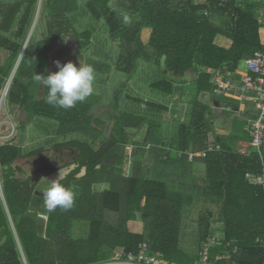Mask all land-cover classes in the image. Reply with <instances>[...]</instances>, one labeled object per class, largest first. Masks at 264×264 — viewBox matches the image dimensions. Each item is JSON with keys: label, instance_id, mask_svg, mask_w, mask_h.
Returning <instances> with one entry per match:
<instances>
[{"label": "trees", "instance_id": "trees-1", "mask_svg": "<svg viewBox=\"0 0 264 264\" xmlns=\"http://www.w3.org/2000/svg\"><path fill=\"white\" fill-rule=\"evenodd\" d=\"M40 1L38 7L39 0H0V49L6 52L0 63V98L11 77L4 102L25 112L22 125L42 116L57 120L60 134L79 133L85 141L53 145L73 149L76 157L74 167L59 180L74 191V204L52 212L43 207L42 194L35 193L36 182L15 175L18 159L45 149L24 154L21 144L13 140L0 144V264H99L116 254L137 253L143 242L149 254L158 252L170 263L193 264L196 259L185 256L178 245L181 213L191 197L162 180L145 177L140 149L129 160L132 172L123 171L127 164L124 149L135 142L130 137L136 130L147 123L150 144L162 140L156 130L160 123L121 111L120 99L144 101L127 93L121 97V88L116 91L114 124L107 138L94 125L100 121L90 114L94 100L87 98L66 110L45 102L47 89L37 84L34 75L58 71L56 61H71L79 67L77 60L83 58L92 35L77 32L68 17L77 10V0ZM110 2L88 0L86 7L93 18L106 21L111 40L119 45L115 68L131 76L138 60L153 62L159 78L151 88L173 95V106L178 101L187 106L188 121L179 126L178 142L158 147L156 153L168 163L182 158L203 165L204 195L222 201L220 230L211 226L212 213L198 217L200 242L218 232L213 236L220 242L210 247V260L214 264H264V188L247 180V174H260L262 166L246 135L248 119L242 123L233 119L228 133L217 132L213 124L215 108L234 114L241 102L233 88L228 93L215 92L218 80L227 77L240 86V62L255 51H264L262 4L251 0H118L119 9L140 17L136 24L125 26ZM43 21L47 35L38 39L35 33ZM146 30L144 42L140 35ZM219 37L230 44L218 42ZM71 42L77 46L73 53ZM104 67L110 72L109 66L94 62L93 68L103 71ZM210 94L215 101L204 102L202 96ZM146 103L167 112L165 105ZM244 141L248 144L240 146ZM170 148L180 158L170 157ZM98 184L108 187L93 190ZM80 221L89 225L85 238L73 237L75 223Z\"/></svg>", "mask_w": 264, "mask_h": 264}, {"label": "rangeland", "instance_id": "rangeland-1", "mask_svg": "<svg viewBox=\"0 0 264 264\" xmlns=\"http://www.w3.org/2000/svg\"><path fill=\"white\" fill-rule=\"evenodd\" d=\"M251 1L256 5L262 4L261 8L264 9V0ZM77 2V10L70 13L68 17L77 32L90 31L92 35L89 47L83 52V58L77 60L79 65L87 59L92 62V66L95 62L101 66L107 65L111 68L110 72H105V67L103 71L94 68V91L92 95L88 97L89 102L94 100L90 114L100 121V123H94V125L99 129H103V136L105 138L110 135L114 124L113 95L116 91H119L120 88L121 97L127 93L144 101L134 102L132 100L127 101L120 99L122 104L121 111L140 115L144 117L147 122H154L155 120L160 123V128L156 130L161 133L162 140L157 143L153 142L155 144H152L154 147L151 148V141L146 139L148 124L146 123L141 129L136 130L130 137V139L135 142L129 143L124 149L127 157V164H124L123 171L126 174L130 171L132 172V167L129 166V160H131L134 155L136 148L138 150L140 149V161L144 164L143 173L145 177L162 180L172 190L180 192L187 197H191V201L184 204L181 213L182 218L178 245L185 256L197 259L202 244V242L199 241L198 235V217L207 212L212 213L211 226L214 229L220 230L222 228V223L218 220V216L222 214L223 203L219 199L204 195L203 186H205V170L203 165L198 162H194L193 164L184 162L182 158L179 160L175 159V161L168 163L156 153V148L164 146L167 148L178 142L179 126L181 123H186L188 121L187 106L185 107V105H182L180 103L181 101H178L179 105L173 106L176 100L173 95H167L151 88L150 84L156 81V78H159L158 69L153 62L151 63L142 59L138 60L135 72L131 76L123 71L117 70L115 64L119 55V45L117 42L111 40L106 21L103 19L96 20L92 17L86 7L88 0H77ZM117 2L118 0H111V8L123 16V24L125 26L134 25L140 19L139 15L119 9ZM32 26H34V22ZM147 30L146 34H144V31L140 35L144 42L147 41L148 38ZM46 35L45 22L43 21L42 24L38 26L35 37L42 39L46 37ZM69 45L72 48V53L75 52L77 48L76 44L71 42ZM5 54L6 52L4 53L0 49V63L3 61ZM239 69L241 72H245L248 69L245 60L240 62ZM4 90L5 89H2V94H4ZM202 97L204 102L209 100L215 101V96L212 94H210L209 97L207 95H203ZM4 98L5 96L2 98L1 95L0 144L5 141L13 140L14 143L21 144L24 154L40 148L45 149L44 152L36 156L18 159L16 165H18L19 168L15 173L20 179L30 178L34 180L36 182L35 193L37 195L42 194L37 190L38 187H46V181L62 179L74 167L76 151L71 148H56L53 147V145L69 140L85 141V137L81 136L79 133L60 134V123L57 120L42 116L32 117L27 123L25 122L24 125H22L21 122L25 119V112L20 108L13 109L8 106L4 102ZM146 102H153L156 103V105H165L167 106V112L150 108ZM211 103L214 104V102ZM243 103H245L243 111H239L238 105L237 110L234 111L235 115L221 112V110L217 108L214 109L213 124L217 132L231 131L233 119L239 123H242V119H248L247 123H249V119L256 117V104L254 102ZM230 108L235 109V106L232 105ZM246 132L247 135L248 130ZM248 136L249 134L247 137ZM102 139L101 137L100 140L97 141L98 145L102 142ZM246 144H248L247 141H244L240 143V146H246ZM173 151V148H170L169 156L175 157L176 155L180 158V154H176V151L174 154ZM193 165L196 167V170H194ZM59 172L62 173L61 176H59ZM107 187V184H98L94 186L93 190L101 191ZM39 217L43 219L46 218L41 214ZM88 228V223L81 221L76 222L72 231L73 237L85 238L88 235ZM215 234H218V232L213 235ZM121 262L122 261H116L115 263L121 264Z\"/></svg>", "mask_w": 264, "mask_h": 264}, {"label": "built area", "instance_id": "built-area-1", "mask_svg": "<svg viewBox=\"0 0 264 264\" xmlns=\"http://www.w3.org/2000/svg\"><path fill=\"white\" fill-rule=\"evenodd\" d=\"M260 22H264V17ZM245 63L248 66L245 72L239 73V71H236L241 76L239 80L241 81L240 86H236L233 83L234 80L223 77L218 80L215 92L224 91L228 93L233 88V94L241 101L239 103V111L244 109L245 103L243 102H254L256 104L257 115L255 118L249 119L247 130L250 137V146L257 152L261 161L262 172L260 174H247V180L251 184L260 185L264 188V51H255L245 59ZM4 89V94L1 93L2 98L7 91V88ZM257 241L261 242L262 240L258 238ZM219 242L218 240L216 241L213 235H208L201 245L199 259H196L193 264H214L210 260L209 251L213 244H219ZM148 251V244L143 242L137 253L128 252L125 256L116 254L110 261L99 264H117L115 263L116 261H122L121 264H175L161 258L158 252L149 254ZM225 255L227 256V254Z\"/></svg>", "mask_w": 264, "mask_h": 264}, {"label": "clouds", "instance_id": "clouds-1", "mask_svg": "<svg viewBox=\"0 0 264 264\" xmlns=\"http://www.w3.org/2000/svg\"><path fill=\"white\" fill-rule=\"evenodd\" d=\"M58 71L49 72L48 75L35 74L34 80L47 89L44 100L47 104L70 109L77 103L84 102L92 95L95 81V70L85 61L78 67L73 62L61 64L55 62ZM62 173L59 172V176ZM46 187H38L42 193L43 207L48 211H55L58 207L64 210L70 209L74 204L75 193L71 187L65 186L59 180L46 181Z\"/></svg>", "mask_w": 264, "mask_h": 264}, {"label": "crops", "instance_id": "crops-1", "mask_svg": "<svg viewBox=\"0 0 264 264\" xmlns=\"http://www.w3.org/2000/svg\"><path fill=\"white\" fill-rule=\"evenodd\" d=\"M217 41L218 42H221L222 44H224V45H226V46H228L229 44H230V41L229 40H227V39H225V38H221V37H219V38H217ZM178 107V106H177ZM229 132V130H227L226 132H221V133H228ZM174 152V154H175V150L173 151Z\"/></svg>", "mask_w": 264, "mask_h": 264}, {"label": "water", "instance_id": "water-1", "mask_svg": "<svg viewBox=\"0 0 264 264\" xmlns=\"http://www.w3.org/2000/svg\"><path fill=\"white\" fill-rule=\"evenodd\" d=\"M39 6H40V1H39V3H38V7H39ZM10 78H11V77H10ZM9 81H10V80H8V82H7V84H6V87H5V88H7Z\"/></svg>", "mask_w": 264, "mask_h": 264}, {"label": "bare ground", "instance_id": "bare-ground-1", "mask_svg": "<svg viewBox=\"0 0 264 264\" xmlns=\"http://www.w3.org/2000/svg\"><path fill=\"white\" fill-rule=\"evenodd\" d=\"M112 17V16H111ZM136 24V23H135ZM123 38V37H122ZM208 74V73H207ZM193 90V89H192ZM116 97V96H115ZM80 105V104H79Z\"/></svg>", "mask_w": 264, "mask_h": 264}]
</instances>
